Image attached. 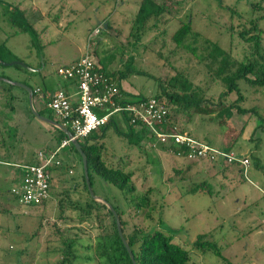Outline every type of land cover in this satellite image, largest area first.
Segmentation results:
<instances>
[{"label": "rangeland", "instance_id": "rangeland-1", "mask_svg": "<svg viewBox=\"0 0 264 264\" xmlns=\"http://www.w3.org/2000/svg\"><path fill=\"white\" fill-rule=\"evenodd\" d=\"M0 1V7H6L9 3L23 5L24 0ZM139 1L30 0L41 8L44 3L50 6L49 14L34 22L36 29L46 25L45 44L38 45L29 31L18 35L8 33L5 49L1 52L3 60L16 59L26 66L0 65V73L10 81L26 83L32 88H43L45 84L57 88L62 79L57 67L85 52L89 32L100 22V33L91 32L96 55L105 69L117 68L125 72V80L141 93L140 96L154 95L157 78L165 79L182 70L200 85L201 94L216 98L224 89L223 84L211 80L203 63L186 48L177 46L171 37L180 21L190 17L192 29L201 34L193 43L199 48L201 37H208L229 49L234 58L244 60L250 43L239 31L249 28L250 20L255 19L263 29L260 38L264 46V0H165L168 13L160 17L156 25L138 32L137 38L132 24ZM105 18L111 21L109 30L102 22ZM12 26L10 29L16 31V26ZM193 39L191 35L186 41L192 43ZM0 83L13 88L15 93H27L21 86L1 80ZM238 85L243 95L240 104L255 108V112L242 114L233 109L227 119L233 129L212 120L207 113H195L191 118L184 113H171L169 119L176 131H185L216 147L229 145L231 150L246 155L249 158L246 172L239 162L224 163L220 158L216 161L187 160L201 164L202 170L198 171L192 166L193 162L190 166L175 168L174 161L185 159L173 154L167 146L153 143L154 139L148 136L138 146L129 143L120 132L126 131V124L119 114L95 132L103 142V160L109 165L123 162L127 170H132L136 188L131 203L129 195L92 173L93 192L117 202L123 210L127 232L134 228L144 232L159 229L184 246L194 264H264V86H251L243 80H239ZM236 96L235 92H230L228 100ZM3 99H8L7 95ZM14 99L18 115L26 113V117L44 126L30 109L28 93L21 101ZM39 110L54 118L48 108ZM7 131L3 116H0V139L9 137L15 149V140L20 136L11 138ZM26 132L29 134L26 142L35 146L39 139L33 137L30 127ZM44 133V129L38 130V135ZM76 156L82 192L73 185L77 169L69 166L55 173L49 201L43 206L20 204L10 191L16 182L10 176L13 170L8 172L0 164V264H54L60 256V238L68 235L77 237L75 247L80 255L72 264H100L95 258L87 261L85 255H92V249H86V245L94 243L97 235L108 228L111 217L105 214V209L99 212L100 217L94 211L90 218L81 211L86 204V192L81 180L82 162L77 153ZM203 179L205 189L190 190ZM137 196H146L147 202L136 206ZM200 233L214 240L225 258L209 248L193 246Z\"/></svg>", "mask_w": 264, "mask_h": 264}, {"label": "trees", "instance_id": "trees-1", "mask_svg": "<svg viewBox=\"0 0 264 264\" xmlns=\"http://www.w3.org/2000/svg\"><path fill=\"white\" fill-rule=\"evenodd\" d=\"M1 2L2 1H0V4H2ZM220 6H223V4L220 3ZM166 13H168V10L165 0L161 2L157 0H140L132 24V29L135 32V36L138 38L139 34L146 28H151L152 26L156 25L159 18L164 17ZM0 15L5 16L10 24L17 26L20 30L29 31L33 36V40H35V42L40 45V32L36 30V28H34V23L30 22L29 19L24 15V12L19 7V4L14 3L13 5L8 4L6 7H0ZM189 18L190 17L186 19L184 18L180 21V24L172 32L171 37L177 46L186 48L199 62L203 63L206 74L210 77V79L220 81L223 84L224 89L218 93L216 98L206 97L204 94L200 93V85L195 84L194 81L189 78L182 70H177L174 74L168 75L165 79L157 78V88L154 96L157 99L163 101L168 109L166 121L157 124V128L162 131H168L171 129L172 122L169 119L171 113H184L189 118H191V116L195 113H207L209 114V116H211L212 120H215L219 124H224L227 127L233 129L230 120H227L231 116L233 109L242 114L249 111L255 112V108H246L240 104L241 100L243 99V95L240 91L238 81L243 80L251 86H264V46L262 45L260 38L261 34L263 33V29L258 27L255 19H251L250 27L239 31V35L243 39H245V41H248L250 43V51L245 56L244 60H238L233 57L229 49L224 48L217 41L212 40L208 37H201L200 48L196 44H193L197 41L196 38H199L201 34L200 32L192 29L191 20ZM56 20H58V18ZM96 27H99L101 31L102 26L100 24H97ZM105 28L108 30L109 28H112L110 22L107 21V25ZM100 31L98 33H100ZM90 33L91 31L88 35L89 45L86 50L91 51L90 54L93 55L96 63L100 65V69L103 71V73L113 79L119 85L120 81L125 78L126 73L121 72L120 69L117 68L109 70L103 68L101 63L95 57L97 56L96 50L94 47H92L94 41L91 38ZM191 35L194 37L192 43L186 41V39ZM4 49L5 42L3 40L0 43L1 59H3L1 52ZM81 55L76 57L70 63H76L80 59ZM0 65L2 64L0 63ZM94 66L97 67V64H94ZM120 89L124 94L130 95V93H128L121 86ZM230 92H235L237 94V96L233 100H228V95ZM7 97L8 99L9 97L12 99L14 95L8 94ZM204 102L210 103L211 105L205 106L203 104ZM212 112H215V114ZM211 113L214 114V116L211 115ZM114 115H112V118L109 122H112ZM48 116L52 117L51 115ZM119 116H122L124 118V122L126 124V131L120 132L126 136L129 143L138 146L144 139V137L148 135L149 130L144 125L141 127L131 125L128 122L129 116L126 112L119 114ZM54 128L57 132V144V142L61 138H63L65 134L58 128ZM95 132L96 131H93L84 139L79 140L81 143V147L87 157L90 183L92 184V173H95L103 181L113 184L121 189L126 196L129 195L132 203L135 198L133 196L136 188L132 181V170H127V166L123 165V162H118L120 164L117 163L116 165H113V163L112 165H109L105 162V160H103V142L98 140V134H96ZM239 133H241V130H239ZM194 138L199 139L197 137ZM153 143L165 146L157 140H154ZM53 147L49 148L51 149ZM67 147H70L79 155L78 151L71 143ZM168 148L173 154L176 155H178L177 153H182L183 151V149L176 144H171ZM217 148H220L223 151L231 150L229 148V145H223L222 147ZM180 156H182V158L185 160L198 161L207 159L216 161L219 160L218 158H220L222 159V162L224 161L221 155L217 154L212 158L208 156L205 158L188 159L185 156V151H183ZM79 160H81L80 155ZM119 160L120 159H118V161ZM57 167L60 166L54 167L53 170H55ZM19 168L22 171V168L20 166ZM12 180L15 179L12 178ZM81 180L83 183V188L86 192V204L81 211H83V213H86L87 218H90L92 215H94V211H96V216L100 217L101 215L99 212L101 211V209H105V214L111 217L108 228L97 235L94 243L86 245V249H92V255L87 254L85 255V258H87V261L95 258L94 260L98 261L100 264H132V259L130 258L129 253L127 252V249L124 246L117 231L115 216L113 215L112 211L104 204L95 201L90 196L83 174L81 175ZM150 189L151 188L149 187V189L147 190L150 191ZM203 189H205V179L200 182H196L195 185L193 184V186L190 188V190L192 191ZM10 191L18 201V195L12 189ZM146 194H148V192H146ZM146 196H139V198L137 196L136 198H138V203L135 205H144L147 202L145 200L147 199ZM104 198L111 203V205L117 212V215L120 219L123 235L128 242L130 249L132 250L136 264H194V261L192 260L188 250L181 244L173 241L170 235L165 234L159 229H156L153 232H144L142 229L134 228L130 232H127L125 230V221L122 217L123 210L120 208L117 202L113 201V199L111 200L107 197ZM48 200L49 198L42 200V202L37 205L30 206H43L48 202ZM76 238L77 237L75 236L71 237L69 235L65 238H60L61 242L60 247L58 248L60 256H58V259H56L54 264H72L76 259L80 257L75 247L77 243ZM193 246L200 249L209 248L213 250L218 256L225 258L221 252V249L217 246V243L214 240L209 239L206 233L198 234L193 242Z\"/></svg>", "mask_w": 264, "mask_h": 264}, {"label": "built area", "instance_id": "built-area-1", "mask_svg": "<svg viewBox=\"0 0 264 264\" xmlns=\"http://www.w3.org/2000/svg\"><path fill=\"white\" fill-rule=\"evenodd\" d=\"M99 31V27H95L91 32L97 34ZM90 53L91 51L85 50L76 63L57 67L56 71L62 79L74 82L75 90L69 92L59 87L46 101V107L52 111L54 119L67 127L74 138L84 139L106 125L112 115L126 112L131 125H144L149 130L147 136L162 145H179L188 159L212 158L217 154L226 163L239 162L246 172L249 158L245 155L233 150L223 151L186 132L176 131L174 126L168 131L159 130L157 124L165 122L168 115L166 104L154 95L129 97L121 92L120 86L103 73ZM38 90L37 88L36 91ZM70 140L65 135L53 148L39 149L35 162L16 164L22 168L23 176L18 187L12 190L18 195L21 204L37 205L50 197L53 168L62 165L61 151L71 143Z\"/></svg>", "mask_w": 264, "mask_h": 264}, {"label": "crops", "instance_id": "crops-1", "mask_svg": "<svg viewBox=\"0 0 264 264\" xmlns=\"http://www.w3.org/2000/svg\"><path fill=\"white\" fill-rule=\"evenodd\" d=\"M9 4L13 5L14 3H9ZM19 7L21 8V10H23L24 15L32 23H34L36 21L38 22V20L40 18H44L46 14H49V8H50L49 4L44 3V8H41L38 5H36L35 3L30 2V0H24L23 5L19 4ZM59 8L61 9V6ZM30 15L33 16V18H31ZM0 16H1L0 17V43L4 40V42L6 44V41L8 39V35H9L8 33L13 34V35H18V34H20V32L22 33V30H20L17 26L14 27L17 29L16 31L11 30L10 28L13 27L12 24H10L5 19V16H3V15H0ZM107 21L111 22L109 18L104 19L102 21L104 23V27H106ZM5 22L8 25H5L4 24ZM99 23L100 22H98V24ZM34 28H35V23H34ZM36 30H38L40 32L39 41H40V45L43 46L45 44V41L43 39V35L47 32L46 25H44L41 28L36 29ZM95 57L101 63V60L99 59V57L98 56H95ZM75 58L69 60L68 62H64V63L65 64L70 63ZM43 63H44V65H46L45 61H43ZM64 63H62V64H64ZM42 68H43V65L42 66L40 65L39 69H42ZM103 68H105V67L103 66ZM119 85L123 89H125L128 93H130V95L127 94V95H129V97H141L140 96L141 93L134 90V88L131 87L130 83H128L125 80V78L120 81ZM58 87H62L69 92L75 90L74 82L67 81L64 79H61L57 88ZM37 88L39 89L38 91H36ZM57 88L52 89L50 87V84H45L43 88H41L39 86L33 88L34 89L33 101L36 104L34 106L39 111V113H41V111H42L39 109H43L45 107V105H44L45 101H47L50 98L52 92L55 91ZM8 94H12V95H14V97L10 100L9 99H6V100L3 99V96H5V95L8 96ZM26 95H27V93L25 94L24 91H22L21 93H15L13 88H11V89L7 88L6 85L0 83V116L1 117L3 116V124H4L5 128L8 130L7 132L9 133V136L11 138L16 137V136H20L18 139L15 140V146H16L15 149H13L14 144L10 143L11 139L9 137L7 138V140L6 139L4 140V138L0 139V164L5 166L6 171H8V172L13 170V173L10 175L11 178L15 179V181H16L15 183H13V188L18 187V185L21 181V177H22V171L19 168V166H17L16 164H22V163L25 164V163L35 162L37 159L36 153L39 149L53 147L56 145V141H57L56 140L57 132H56V129L54 128V126H52V125L48 124L47 122H44L40 119L41 122L44 124V126H43V125H41L40 122L33 121L34 119H32L30 116L26 117V113L22 114V115H18L19 113L17 112L18 111L17 106L15 103L12 102V100L15 98L14 100L21 101V100H23V97H26ZM41 114H43V113H41ZM119 117L124 122V118L122 116H119ZM54 118H55V116H54ZM20 123H21V125H20ZM29 127L33 131V137H36L37 139H39V142H37V144L35 146H31L30 143L26 142L25 137L27 135H29L26 132V130H28ZM42 129H44L45 133L42 135H38V130H42ZM11 132H12V134H11ZM61 158H62V165L60 167H57L53 171V173H52L53 177H54L55 173H57L59 170L65 171L67 169V167H69V166L72 167L73 170L76 168L77 171L76 170L75 171L77 174H76V179L74 180L75 183L73 185H74L75 189H77L78 191H81L82 185L80 182H78V180H79V174H78V164L79 163L78 162L79 161H78V158L76 156V152H74L70 147H65L61 151ZM174 162H175L174 163L175 168H180V165L183 167L186 164H187V166H190V165H192V162H193L192 166L195 168L196 171L202 170V167H200L201 164H199L195 161H189L188 162L187 160H184L182 162H180V161L179 162L174 161ZM62 166H63V168H62ZM53 177L51 180V185L53 182ZM205 185H206V181H205ZM98 194L102 195L100 192H98Z\"/></svg>", "mask_w": 264, "mask_h": 264}, {"label": "water", "instance_id": "water-1", "mask_svg": "<svg viewBox=\"0 0 264 264\" xmlns=\"http://www.w3.org/2000/svg\"><path fill=\"white\" fill-rule=\"evenodd\" d=\"M0 63L2 65H12V64H22L24 66H26L23 62L19 61V60H11V61H5L3 59L0 58ZM0 80L4 81V82H10L12 84H15L17 86H21L23 87L27 93H28V102H29V106L30 109L32 111V113L39 119H41L44 122H47L48 124L58 128L59 130L63 131V133L68 136L69 138H71L70 142L71 144L76 148V150L78 151L80 158H81V162H82V170H83V176H84V180L86 183V187L91 195V197L94 200H97L98 202H101L102 204H104L106 207H108L113 215L115 216V221H116V226H117V231L119 233V236L124 244V246L127 249V252L129 253L130 258L132 259V264H136L134 255L132 253V250L130 249V246L128 244V242L126 241L122 229H121V223H120V219L117 215L116 210L114 209V207L111 205L110 202H108L102 195L99 194H95L93 192V190L91 189V183H90V178H89V172H88V165H87V157L85 152L83 151L82 147H81V143L79 140H77L76 138L73 137L72 132L65 127L64 125H62L59 121L45 115V114H41L39 113V111L34 107L33 105V95H34V89L26 84V83H19V82H15V81H10L9 79H7L6 77L0 75Z\"/></svg>", "mask_w": 264, "mask_h": 264}, {"label": "flooded vegetation", "instance_id": "flooded-vegetation-1", "mask_svg": "<svg viewBox=\"0 0 264 264\" xmlns=\"http://www.w3.org/2000/svg\"><path fill=\"white\" fill-rule=\"evenodd\" d=\"M44 105L46 106V101H45V104Z\"/></svg>", "mask_w": 264, "mask_h": 264}, {"label": "clouds", "instance_id": "clouds-1", "mask_svg": "<svg viewBox=\"0 0 264 264\" xmlns=\"http://www.w3.org/2000/svg\"><path fill=\"white\" fill-rule=\"evenodd\" d=\"M46 107V106H45ZM50 110V109H49ZM97 131V130H96ZM246 156V155H245Z\"/></svg>", "mask_w": 264, "mask_h": 264}]
</instances>
